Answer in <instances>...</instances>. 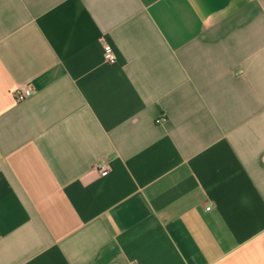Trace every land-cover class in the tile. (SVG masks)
I'll use <instances>...</instances> for the list:
<instances>
[{
	"label": "crops",
	"instance_id": "0c3cea01",
	"mask_svg": "<svg viewBox=\"0 0 264 264\" xmlns=\"http://www.w3.org/2000/svg\"><path fill=\"white\" fill-rule=\"evenodd\" d=\"M132 262L264 264V0H0V264Z\"/></svg>",
	"mask_w": 264,
	"mask_h": 264
},
{
	"label": "built area",
	"instance_id": "2783aa9c",
	"mask_svg": "<svg viewBox=\"0 0 264 264\" xmlns=\"http://www.w3.org/2000/svg\"><path fill=\"white\" fill-rule=\"evenodd\" d=\"M103 57L104 61L108 65H113L116 62V55L114 50L109 44H104L103 46ZM31 94L28 89H18L13 93V97L15 102L19 103L24 101ZM166 121L165 116L161 115L156 120V124H164ZM95 171H97L101 176H106L108 174V165L107 163H96L93 167ZM206 210L210 209V206L205 208ZM130 264H137L136 262H132Z\"/></svg>",
	"mask_w": 264,
	"mask_h": 264
}]
</instances>
